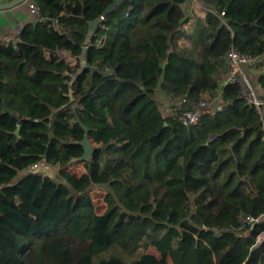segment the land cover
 <instances>
[{
	"label": "trees",
	"instance_id": "obj_1",
	"mask_svg": "<svg viewBox=\"0 0 264 264\" xmlns=\"http://www.w3.org/2000/svg\"><path fill=\"white\" fill-rule=\"evenodd\" d=\"M200 1L189 34L190 0H124L83 68L89 22L112 0H30L38 24L0 44V264H264V222L242 224L264 215V110L225 85L234 49L264 91V0ZM160 95L186 103L167 114ZM42 161L58 176L34 173ZM77 162L81 176L65 169Z\"/></svg>",
	"mask_w": 264,
	"mask_h": 264
},
{
	"label": "built area",
	"instance_id": "obj_2",
	"mask_svg": "<svg viewBox=\"0 0 264 264\" xmlns=\"http://www.w3.org/2000/svg\"><path fill=\"white\" fill-rule=\"evenodd\" d=\"M29 7L31 9V12L33 14H39L40 8L37 5H34L33 3H29ZM104 40L100 41V44H104ZM226 60L229 65V74L228 78L225 81V85L227 84H239L241 86V96L242 98L252 106H255L257 108H262L264 106V100L260 98L257 88L253 86L251 81L244 75L243 69L252 64L256 61L247 55H243L239 53L238 51L232 49L230 50L226 55ZM165 101L170 103V108L172 110V106L176 107L177 109H180L185 103L186 99L181 98L177 101H171L169 98L164 97L161 95ZM213 104V102L208 101H201L197 105V107L192 111H185L181 114V121L183 124L187 127H191L196 125L201 116L205 113L206 109L210 107V105ZM216 106V104H215ZM218 108V107H217ZM212 110V108H211ZM214 110V109H213ZM212 110V111H213ZM215 111V110H214ZM48 170L50 169V166L45 162L42 161L39 164L33 166L32 171L34 173H40L41 169ZM261 221L264 222V215L259 218H254L251 216H246L242 222L243 225L247 224H257ZM257 245H260L264 243V230L257 236Z\"/></svg>",
	"mask_w": 264,
	"mask_h": 264
},
{
	"label": "crops",
	"instance_id": "obj_3",
	"mask_svg": "<svg viewBox=\"0 0 264 264\" xmlns=\"http://www.w3.org/2000/svg\"><path fill=\"white\" fill-rule=\"evenodd\" d=\"M13 1L16 0H0V4ZM29 3L30 0L12 9L0 11V44L5 46L17 45L21 32L27 27H35L38 24V15L31 12ZM255 63L246 66L243 72L253 86L257 88L259 95L264 98V91L259 85L261 67L256 66Z\"/></svg>",
	"mask_w": 264,
	"mask_h": 264
},
{
	"label": "rangeland",
	"instance_id": "obj_4",
	"mask_svg": "<svg viewBox=\"0 0 264 264\" xmlns=\"http://www.w3.org/2000/svg\"><path fill=\"white\" fill-rule=\"evenodd\" d=\"M189 5H190L189 6L190 7L189 8V11H190L189 15L191 17H190L189 22L185 25V29H187L189 34H192L197 27V21H198L197 19L199 17L201 18V16L203 17V10L206 9L207 7L200 0H190ZM180 45L188 46V45H190V42L186 38H183L180 41ZM58 55L60 57H64L66 55V53H59ZM158 99L161 103V109L164 111L167 110V114L168 113L171 114L170 113L171 109H169L170 103L165 101V99H163V97H161V95ZM65 169H66V171H69L76 176H81L84 173H86L84 163H80V162H77L71 166H68ZM40 173L48 174L51 176H58V174H57L58 169L57 168H50V170H48V171L47 170H45V171L41 170ZM90 194H91L92 199L94 201V205H95V209H96L97 213L102 214L110 207V204L108 201V194H109L108 191H106L102 188L95 187L94 190H92ZM148 252L153 253V254H158L157 250L153 249V248H151Z\"/></svg>",
	"mask_w": 264,
	"mask_h": 264
},
{
	"label": "water",
	"instance_id": "obj_5",
	"mask_svg": "<svg viewBox=\"0 0 264 264\" xmlns=\"http://www.w3.org/2000/svg\"><path fill=\"white\" fill-rule=\"evenodd\" d=\"M29 0H16L13 1L11 3H5V4H0V11L2 10H9L12 9L16 6H19L21 4L26 3ZM124 0H112V4L107 8V10L104 12L102 17L97 18L94 21H90L89 22V30H88V34L87 37L85 39V48L83 50V54H82V67L85 68L87 67V61H86V56H87V50H88V46L91 42L92 37L95 35L96 31L98 30L99 26L101 23H103L104 18L118 5H120ZM97 69H93V72H96ZM69 97L71 99V103L74 101V96H73V90H70L69 93ZM5 109L8 112H12L14 113L13 110L10 109V107L7 105V103H4ZM76 108V106H74ZM85 132L87 133L83 139V141H81L79 144L83 147L84 149V155L82 156V160L83 161H88L91 160L94 152H95V146L94 144L91 142L89 135H88V128L83 126ZM17 133H19V127L17 129ZM74 144H76V142H74Z\"/></svg>",
	"mask_w": 264,
	"mask_h": 264
}]
</instances>
